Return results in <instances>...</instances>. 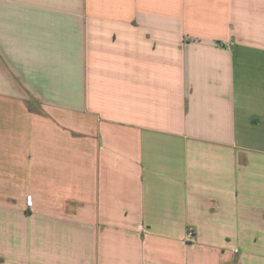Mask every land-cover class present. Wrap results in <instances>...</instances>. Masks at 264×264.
<instances>
[{
    "label": "crops",
    "instance_id": "crops-1",
    "mask_svg": "<svg viewBox=\"0 0 264 264\" xmlns=\"http://www.w3.org/2000/svg\"><path fill=\"white\" fill-rule=\"evenodd\" d=\"M0 264H264V0H0Z\"/></svg>",
    "mask_w": 264,
    "mask_h": 264
}]
</instances>
